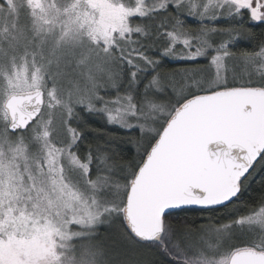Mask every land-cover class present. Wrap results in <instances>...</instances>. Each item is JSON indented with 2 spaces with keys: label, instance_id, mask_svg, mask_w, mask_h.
<instances>
[{
  "label": "snow or ice",
  "instance_id": "1",
  "mask_svg": "<svg viewBox=\"0 0 264 264\" xmlns=\"http://www.w3.org/2000/svg\"><path fill=\"white\" fill-rule=\"evenodd\" d=\"M255 28L264 0H0V264H264Z\"/></svg>",
  "mask_w": 264,
  "mask_h": 264
},
{
  "label": "trees",
  "instance_id": "2",
  "mask_svg": "<svg viewBox=\"0 0 264 264\" xmlns=\"http://www.w3.org/2000/svg\"><path fill=\"white\" fill-rule=\"evenodd\" d=\"M253 31H255L256 33H261V32H264V28H255L253 29ZM244 43H247V42H244ZM102 123V122H101ZM93 127H98L99 124L97 123H93L92 125ZM179 217L180 218H185V219H188V220H192V219H198L199 218V214H193V213H179Z\"/></svg>",
  "mask_w": 264,
  "mask_h": 264
}]
</instances>
